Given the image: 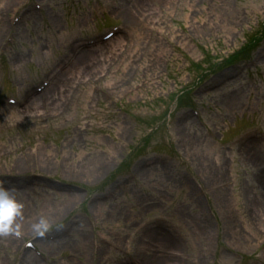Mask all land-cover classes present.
<instances>
[{"label":"rangeland","instance_id":"rangeland-1","mask_svg":"<svg viewBox=\"0 0 264 264\" xmlns=\"http://www.w3.org/2000/svg\"><path fill=\"white\" fill-rule=\"evenodd\" d=\"M145 3V0H0V186L14 189L15 192L9 191L10 195L20 206L13 228L25 242L34 243L47 258V264H104V261L113 264L119 256V252L103 250L100 257L94 258L97 263L91 259L84 233L87 222L78 215L81 213L87 214L92 222L94 215L101 233L108 235L121 252H125L123 248L142 256L145 264L151 262L149 258L154 254L161 253L166 258L168 253H178L181 258H174L173 264L197 260L201 264H239L242 254L243 264H250L255 257H248L249 252L258 250V247L253 250L252 245L264 243V240L255 242L261 237L257 234L264 222V178L260 180L257 174L260 167L255 166H264V0ZM35 5L41 6V11ZM23 13L25 17L12 24ZM142 14L149 17L140 18ZM133 19H139V23L135 24ZM132 21L134 24H130ZM110 25L123 28L122 34L112 41L121 42L126 50L120 51L123 56L108 76L99 83L82 85L81 80L98 76L104 66L116 61L117 52L107 53L92 70L89 63L79 65L81 55L91 52L84 49L70 68L52 81L48 91L66 79L54 99L57 103L45 105L34 99L36 96L28 100L31 91L61 65L73 45L92 40L96 31L105 34L108 31L105 27ZM133 30H137L135 34ZM257 38L261 41L255 44L250 56L257 70L243 64L220 69L249 39ZM146 41H149L147 48ZM133 51L138 53L134 52L129 59ZM147 63L152 65L149 72L144 70ZM131 64L135 66L132 70ZM207 67L216 68L201 81L199 77ZM77 71V79L70 80ZM227 75L234 79L221 84ZM111 81L116 85L107 87ZM186 88L193 95L185 105L176 107L173 95ZM89 93L95 97L88 100ZM6 99L26 100V105L15 110L4 104ZM188 108L200 113L201 121L220 139L252 130L250 138L254 142L247 146L254 147L258 161L252 164L243 157V150L236 147L223 154L214 149L216 142H201V129L195 121L171 126L168 115ZM7 113H14L18 119L9 121L5 118ZM34 116L39 117L32 119ZM181 129L185 130L184 137H181L184 133L179 136ZM32 150L37 153L30 154ZM159 155H170L175 161L163 168L134 173V162H148ZM184 156L208 181L210 189L220 183L228 184L223 189L227 201L213 195L226 223V242L236 250L233 255L211 260L206 249L194 252L188 247L184 252V242L172 246L169 241L159 246L150 239L171 235L188 243L193 238L199 213L178 180L181 168L177 163H184ZM215 159L220 161L219 165L213 162ZM99 161L106 166L101 175L93 169ZM213 166H221V172L216 173ZM129 174H135L136 180L127 194L119 195L108 205L91 207L88 212L84 189L102 196L110 193L114 180ZM156 217L173 221L160 235L149 234L137 242L136 222ZM28 219L32 223L23 226L22 221ZM41 220L44 227L37 232L34 225ZM72 222H78L79 227L72 229ZM61 231H66L67 236L55 244L42 240ZM211 234L212 229L207 232L208 236ZM167 239L171 240L169 236ZM13 241L0 234V264H42L30 252L18 259L21 244ZM208 248L212 252V242ZM201 251L203 260L198 256ZM256 257L260 260L252 264H264V251Z\"/></svg>","mask_w":264,"mask_h":264},{"label":"bare ground","instance_id":"bare-ground-1","mask_svg":"<svg viewBox=\"0 0 264 264\" xmlns=\"http://www.w3.org/2000/svg\"><path fill=\"white\" fill-rule=\"evenodd\" d=\"M150 1L151 0H145V4L147 5V4H149L150 3ZM143 4H144V2H143ZM138 8V7H137ZM140 9H142V8H140ZM133 11H135V9H132ZM132 13V12H131ZM146 14V13H145ZM144 17H149V15H147V16H145L144 14H142L141 16H140V18H144ZM151 17V19L153 20V21H157L156 19H157V17H154V15H151L150 16ZM133 21L135 22V24H137V23H139V19H133ZM133 21H132V23H130V24H134L133 23ZM135 31H137V30H133V32L135 33ZM183 42V41H182ZM184 43V42H183ZM121 48H123V45H122V43L121 42H115V41H109V42H107L106 44H104V45H102V46H98L97 47V50H92V49H86V50H91V52L90 53H86V54H83V55H81V61H80V66H83V65H85V64H87V63H89L90 65H91V67H92V70H95V67L99 64V63H101V62H103V60L105 59V56H106V54L107 53H109V54H111L112 52H114V51H117V52H119L120 50H121ZM96 49V48H95ZM117 49V50H116ZM83 50H80L77 54H76V57L74 58V60H73V62L75 61V59L77 58V56L82 52ZM132 53V52H131ZM131 53L129 54V59H130V57H131ZM104 57V58H103ZM103 59V60H102ZM72 65V62H71V64L66 68V69H68V68H70V66ZM133 66H134V64L132 65V66H130L131 68L130 69H132L133 68ZM149 66H147V68H148ZM81 68V67H80ZM79 69V68H78ZM126 70V69H125ZM124 70V71H125ZM79 72L77 71L76 72V75H73V74H71V77H70V80H73V79H77V77H78V74ZM60 75H62V72L56 77V79L55 80H57L59 77H60ZM124 75H125V73H124ZM69 80V81H70ZM121 80H123V79H121ZM67 81H68V79H67ZM61 83H59V84H57L55 87H53V88H51V90L50 91H48L49 89H50V86L48 87V88H46L42 93H41V95H39V96H36L34 99H36V100H38L40 103H43V104H47L48 102H51V103H53V104H55V103H57V101L56 100H54L55 98H57V96L59 95V93H60V90L63 88V86H64V84L66 83V79L64 80L63 79V81H60ZM121 82V81H120ZM120 82H118V83H120ZM113 85H116V83H114V82H109L108 84H106V86L107 87H112ZM91 98V95H88V100ZM45 104V105H46ZM5 118H7V119H9V118H17V116L16 115H14V114H11V113H7V115H6V117ZM183 131L184 130H181V132L180 133H182L183 134ZM250 145V142L249 143H247L246 145H244L242 148H241V150H243V154L242 155H244L243 157L244 158H246V159H249L248 161L249 162H251L252 164L253 163H256L257 161H258V159H257V156L255 155V150H254V147H252V146H247V145ZM248 157V158H247ZM214 163H217V165H219V160L218 159H215L214 161H213ZM101 163V161H99V163L96 165V166H94L93 167V169H94V171H95V173L96 174H98V175H101V174H103L105 171H106V166L104 165V164H100ZM110 163V162H109ZM255 166H257L258 168L259 167H261V166H258L257 164H255ZM214 168L213 169H215V171H216V173H220L221 172V166H218V167H216V166H213ZM259 173H257L258 174V176L260 177V180L261 179H263L264 178V169H261V170H259L258 171ZM224 191H222V192H218L216 195L218 196V200H223V201H227V198L228 197H226L225 198V196H224ZM253 206V205H252ZM256 215H257V217H259L260 218V214L258 213V211H257V213H256ZM263 215V214H262ZM261 218H262V216H261ZM195 228H194V230L195 231H198V233L200 234V233H202L203 232V230L202 229H200L199 228V225H197V226H194ZM235 234V233H234ZM153 235H155V234H153ZM160 235V234H159ZM171 238V237H170ZM150 239H152L153 240V243H156V244H159V246H165V245H167L168 243H169V241L170 242H172L174 239L173 238H171V240H168L167 239V236H165V235H161L160 237H157V236H153L152 238H150ZM139 242V241H138ZM159 242V243H158ZM173 243V242H172ZM15 245V244H14ZM13 245V246H14ZM137 247L138 248H142V246H140L139 244L137 245ZM150 263L149 264H173V262L171 261V259H168V258H166V256H164V254H160V255H155L154 254V256L153 257H150Z\"/></svg>","mask_w":264,"mask_h":264},{"label":"clouds","instance_id":"clouds-1","mask_svg":"<svg viewBox=\"0 0 264 264\" xmlns=\"http://www.w3.org/2000/svg\"><path fill=\"white\" fill-rule=\"evenodd\" d=\"M19 205L6 189L0 188V234L7 235L13 231L14 219L19 215ZM44 227L41 220L34 225V230L40 232Z\"/></svg>","mask_w":264,"mask_h":264}]
</instances>
